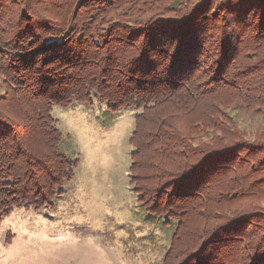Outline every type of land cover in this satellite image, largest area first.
<instances>
[{"label":"trees","instance_id":"trees-1","mask_svg":"<svg viewBox=\"0 0 264 264\" xmlns=\"http://www.w3.org/2000/svg\"><path fill=\"white\" fill-rule=\"evenodd\" d=\"M0 225L78 161L53 109L135 110L133 192L163 264H264V0H0Z\"/></svg>","mask_w":264,"mask_h":264},{"label":"rangeland","instance_id":"rangeland-1","mask_svg":"<svg viewBox=\"0 0 264 264\" xmlns=\"http://www.w3.org/2000/svg\"><path fill=\"white\" fill-rule=\"evenodd\" d=\"M136 113H111L98 101L53 109L61 152L78 161L75 175L52 209H15L4 218L0 264H163L174 230L148 216L133 192Z\"/></svg>","mask_w":264,"mask_h":264}]
</instances>
